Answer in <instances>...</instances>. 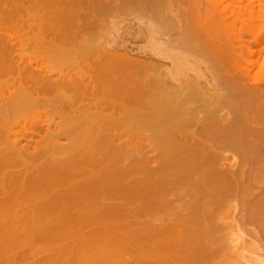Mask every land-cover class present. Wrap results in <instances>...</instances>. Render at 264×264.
Masks as SVG:
<instances>
[{"label": "bare ground", "instance_id": "1", "mask_svg": "<svg viewBox=\"0 0 264 264\" xmlns=\"http://www.w3.org/2000/svg\"><path fill=\"white\" fill-rule=\"evenodd\" d=\"M39 1L11 0L5 20L0 15V264H214L223 234L235 232L231 221L219 226L214 220L223 192L227 198L238 187L224 165L243 162L264 173V79H258L264 10L255 11L253 0H166L195 31L182 25L194 33L185 41L178 27L163 22L157 30L171 32L164 27L163 36L183 41L166 44L156 32L152 55L167 72L141 81L143 62L104 48L57 49V39L64 38L58 31L68 17L92 18L88 26L97 33L102 16L114 14L110 4L144 0H90L87 6L85 0L76 7L68 0ZM32 2L40 11L31 13ZM237 6L246 12L237 13ZM57 58L67 61L68 72L57 68ZM201 64L208 65L205 77ZM255 68L262 70L251 78ZM57 116V132L47 130ZM62 137L68 146L60 145ZM41 158L52 160L38 163ZM261 207L248 208L247 219L264 215ZM39 252L56 255L36 259Z\"/></svg>", "mask_w": 264, "mask_h": 264}, {"label": "rangeland", "instance_id": "2", "mask_svg": "<svg viewBox=\"0 0 264 264\" xmlns=\"http://www.w3.org/2000/svg\"><path fill=\"white\" fill-rule=\"evenodd\" d=\"M58 1V0H57ZM69 1V2H68ZM67 1V3H70V2H73L72 4H74V3H76V2H81L82 4H83V6L85 5V3H86V6L88 5V4H91V1L90 0H68ZM84 1H85V3H84ZM151 1V0H150ZM150 1L149 0H144V1H142V3L141 4H138L139 6L140 5H143L144 6V3H145V6L144 7H140L139 9H137L138 8V5L137 4H132V5H130L129 4V2H126V3H122V2H117V4L116 3H113L112 5L114 6V8H112V5L110 6H108V7H110V8H112L113 10H111L110 8L108 9V11H113L112 12V14L113 15H111L110 13V15H111V18L113 19V21H111L112 19L109 17L108 18V16L107 15H104V16H106V17H104V16H102V18L100 19V21H98V23L100 24V25H102V29L101 30H99V31H97V33L95 32V30L93 31V29L91 28L90 29V27H91V25L93 24V21H91L92 20V18L90 19V20H88L90 17H82L81 19H80V21H79V19H77L78 21H75L76 20V18H66V20L63 22V24H61L60 26L62 27V31L60 30V31H58V32H60L62 35H64V38L62 39L61 37H60V39L63 41L64 40V42H62L59 38L57 39V44L59 43V45L57 46V49H61V50H63V48H64V50H71V48H72V50H74V49H81V48H83V46H84V48L83 49H88V50H95V49H98V48H104V49H106V50H108L109 52H117V53H119V54H127L128 56H130L131 58H133V59H135V60H137V61H140L141 63L143 62H146V63H142V71H139V73L137 74V79H139V80H143V81H150L151 80V78H152V76H154L155 75V73H156V70L158 71V70H161V72L162 73H165V72H167V69L164 67H162L161 68V64H163L160 60H157L156 58L154 59L153 57V52L151 51L152 49L151 48H153V49H155L156 48V46L158 47L159 46V44L157 45V43H158V41H160L158 38H157V36H156V32L157 33H162L163 34V28L165 27V31H167V32H169L170 30L169 29H166L167 27H168V25H170V26H174V28H176V27H178V29L176 30V29H174V28H172V27H170V29L172 28V29H174V31L176 30L177 32V34L178 35H180L181 37H183V38H185V39H183V38H180V36L179 37H175V38H178V40H179V42H180V40H185L186 41V39L187 38H190L191 37V35H193V34H191V35H189V33L191 32H189V33H186L187 31H189V30H194V27L192 28V29H190L191 27H192V24L191 25H189L190 24V20H189V18H186V16L184 17L183 15L181 16V14L179 15V13L176 11V10H174V11H176V12H174L173 10H169V9H167V1L165 2V3H163V1L161 2V0H159L160 1V4H162L161 6H160V4H158V5H156L157 6V8L155 9V6H154V4H156V3H154V1H158V0H154V1H151V5H153V6H151L150 5ZM186 1V0H185ZM203 1V0H202ZM247 1H249V0H245V3H247ZM250 1H252V0H250ZM8 3V4H5V3ZM11 3V0H0V15L1 14H3V12H4V10H7V9H10L8 6H9V4ZM37 2V1H36ZM35 2V3H36ZM38 2H40L39 0H38ZM146 2H148L149 3V5L151 6H149L148 4H146ZM154 4H153V3ZM253 2H254V6L256 5V8H255V11H257V12H260V11H262L263 12V10H264V5H262V6H260V5H258V3L260 4V2H259V0H253ZM33 3V2H32ZM35 3H33L32 5H28V3H26V5H28V8L30 9V11L32 10H37V8H38V6H37V4H35ZM88 3V4H87ZM158 3V2H157ZM229 4V2H226V6ZM257 3V4H256ZM264 3V2H263ZM71 4V5H72ZM120 4V5H119ZM172 4L173 3H171V6H172ZM34 5V6H33ZM41 5V4H40ZM70 5V4H69ZM68 5V6H69ZM75 5V7L77 6L76 4H74ZM135 5V6H134ZM136 5H137V8H136ZM148 5V6H147ZM163 6H165V7H163ZM225 6V5H224ZM236 6V5H235ZM34 7V8H33ZM37 7V8H36ZM71 7H73V5L71 6ZM145 7H147V9H145ZM148 7H149V9H148ZM161 9H160V8ZM6 8V9H5ZM33 8V9H32ZM42 8V6L41 7H39L38 8V10L39 9H41ZM69 8H70V6H69ZM151 8V9H150ZM153 8V9H152ZM168 8H169V6H168ZM233 8V7H232ZM235 8V10L236 11H238L239 10V6H237V7H234ZM263 8V9H262ZM72 9V8H71ZM135 9V10H134ZM161 11H160V10ZM163 9V10H162ZM172 9H175L173 6H172ZM114 10H115V12H114ZM137 10H138V12H137ZM143 10V11H142ZM145 10V11H144ZM149 10H152L153 12H151V13H148L149 12ZM159 10V11H158ZM241 10H243V11H241ZM240 10V12H244L245 10H244V8L243 9H241ZM3 11V12H2ZM8 11V10H7ZM31 11V13H33ZM40 11V10H39ZM128 11H131V13L129 12V14H128ZM140 11V12H139ZM147 11V12H146ZM154 11H155V13H154ZM173 12V14H170V13H172ZM132 12H134V13H132ZM141 12H143V13H141ZM145 12V13H144ZM158 12V13H157ZM160 12V13H159ZM164 13V16H165V18L162 16V15H159V14H163ZM166 12H168L167 14H168V17L170 16V15H172V16H170L168 19L166 18L167 16H166ZM239 11L237 12V13H240ZM246 12V11H245ZM244 12V13H245ZM6 13H8V12H4V14H3V17L1 16V18H3L4 20H5V18H6ZM10 13H11V10L9 11V14H7V17L9 18L11 15H10ZM26 13V12H25ZM116 13V14H115ZM139 13H140V15H139ZM178 13V14H177ZM108 14V15H109ZM153 14V15H152ZM155 14V15H154ZM157 14H158V16H157ZM184 14V13H183ZM9 15V16H8ZM12 15H13V12H12ZM26 15H28V13L27 14H25V17H29V16H26ZM138 15V16H137ZM181 16V18L182 19H184L185 20V23L183 24L182 22H180V19H179V16ZM14 16V15H13ZM13 16H11V17H13ZM44 16V15H43ZM153 16V17H152ZM155 16V17H154ZM175 16V17H174ZM176 16H178V19H177V17ZM5 17V18H4ZM45 17V16H44ZM172 17V18H171ZM6 19V20H12V22L14 23V18L12 19V18H10V19ZM163 18L165 19V21L163 20ZM170 18H171V21H173V22H171L170 21ZM175 20H177V22H176V24H174L175 23V21H174V19ZM193 18V17H192ZM192 18H191V20H192ZM28 20H29V18H27ZM72 19V20H71ZM106 19V20H105ZM167 19V20H166ZM211 20V19H210ZM67 21V22H66ZM69 21V22H68ZM72 21V22H71ZM168 22V24H167V22ZM170 21V22H169ZM186 21H189V22H186ZM36 22H38V24L40 23L39 21H36ZM77 22L80 24V23H82L81 24V29L82 28H84V29H79L78 30V26H76V24H77ZM92 22V23H91ZM112 22V23H111ZM161 22V23H160ZM165 23L166 22V26H164L161 30L159 29V30H157L158 28H161L160 26H161V24L162 23ZM193 22V21H192ZM26 23H27V21H26ZM42 23V22H41ZM73 23V24H72ZM75 23V24H74ZM88 23L89 24H91V25H89L88 26ZM109 23H110V25H109ZM171 23H173L172 25H171ZM178 23V24H177ZM180 23H182L181 25H180ZM186 23H189V24H186ZM194 23H198V22H194ZM263 23V22H262ZM261 23V24H262ZM189 25V26H184V25ZM74 25V26H73ZM177 25V26H176ZM182 25L184 26V27H189V28H187V29H189V30H186V32H185V30H184V28L182 27ZM264 23L262 24V26H261V35L262 36H264ZM64 26V27H63ZM105 26V27H104ZM180 26V27H179ZM195 26V25H194ZM197 26V25H196ZM72 27V28H71ZM75 27H76V29H75ZM168 27V28H169ZM67 28V29H66ZM69 28V29H68ZM182 28V29H181ZM203 28V27H202ZM201 28V31L203 30L204 31V28L202 29ZM24 29H26L27 31H28V29L27 28H24ZM171 29V30H172ZM179 29H181V30H179ZM196 29V28H195ZM64 30V31H63ZM81 30V31H80ZM92 30V31H91ZM192 30V31H193ZM26 31V32H27ZM31 31V30H30ZM30 31H29V34H30ZM32 31H34V32H32V33H36L35 31V29L33 30L32 29ZM102 31V32H101ZM160 31V32H159ZM172 32V34H175V32ZM195 31V30H194ZM197 31V30H196ZM69 32H70V34H69ZM92 32V33H91ZM154 32V33H153ZM64 33V34H63ZM67 33V34H66ZM76 33V34H75ZM81 33H82V35H81ZM160 33V34H161ZM165 33V32H164ZM169 33H171V32H169ZM169 33H168V38L170 39L171 38V42H170V44L172 45V42H173V39L175 40V38H174V36H173V38H172V36H170L169 35ZM95 36H94V35ZM161 34V35H162ZM166 34V33H165ZM165 34H163V35H165ZM61 35V36H62ZM72 35V36H71ZM93 35V36H92ZM162 35V37L160 36V38H161V41L163 42L164 41V43H166L167 44V42H165V41H168L169 39L168 38H166L167 37V35H166V37L165 36H163ZM176 35V34H175ZM66 36V37H65ZM68 36V37H67ZM92 36V37H91ZM170 36V37H169ZM91 37V38H90ZM68 38H70V39H68ZM157 39V40H156ZM19 40V39H18ZM67 40V41H66ZM87 42H86V41ZM99 40V41H98ZM182 40V41H183ZM71 41V42H70ZM73 41H74V43H73ZM76 41H78V42H76ZM89 41V42H88ZM170 41V40H169ZM169 41H168V44H169ZM176 41L177 40H175L173 43H176ZM19 42H21V41H17V45L18 46H21V44L19 45ZM93 42V43H92ZM156 42V43H155ZM72 43V44H71ZM83 43V44H82ZM183 43V42H182ZM74 44V45H73ZM96 44V45H95ZM156 44V45H155ZM177 44V43H176ZM178 44H181V43H178ZM63 45V46H62ZM66 45V46H65ZM83 45V46H82ZM155 45V48L153 47ZM41 47H43L42 45H40ZM39 46V47H40ZM81 46V47H80ZM87 46H89V47H87ZM253 46H255V44H252V47ZM59 47V48H58ZM62 47V48H61ZM71 47V48H70ZM73 47H74V49H73ZM76 47V48H75ZM65 48H67V49H65ZM93 48V49H92ZM254 48V47H253ZM151 51V52H150ZM59 57H60V55H58ZM148 56V57H147ZM151 57V58H150ZM61 58H63V56H61ZM58 59V58H57ZM64 60H65V58H63ZM63 59H58V63L56 62V66H57V64H59L58 66H57V68L59 67L60 69L62 68V69H64L65 71H67L68 72V68H66L67 67V61H64V62H62V60ZM61 61V62H60ZM60 62V63H59ZM65 62H66V64H65ZM150 64V66H149V64ZM155 63V64H154ZM147 64H148V66H147ZM157 64V65H156ZM160 64V65H159ZM143 65H144V67H143ZM203 65V66H202ZM159 66V67H158ZM164 66V65H163ZM206 66V67H205ZM150 67V68H149ZM199 67L201 68L202 67V69H198L199 71H200V73H202V70H203V73L202 74H200V75H204V77L205 76H207L208 75V72H209V69H207V67H208V65H206V64H201V65H199ZM205 67V68H204ZM159 68V69H158ZM147 69V70H146ZM149 69V70H148ZM155 69V70H154ZM264 69V68H263ZM144 70V71H143ZM146 70V71H145ZM206 70H208L207 72H206ZM255 70V71H254ZM253 70V73L251 74V78L254 76V78H255V76H256V71H257V73H258V71H261L262 69H259V68H255ZM152 71V72H151ZM262 71H264V70H262ZM262 71L260 72L262 75H260V78H259V76H258V79H264V73H262ZM141 72V73H140ZM143 73V74H142ZM192 72L189 70V71H187L186 70V74H191ZM254 74V75H253ZM192 75H195V73H192ZM56 76L57 75H55L53 78H56ZM139 76V77H138ZM247 81L248 82H252V80L250 79V80H248L247 79ZM220 114V113H219ZM42 115V114H41ZM37 116H39V115H37ZM40 117H43V118H45L44 116H40ZM45 121H46V119H44ZM44 121V123H42V125H41V127H42V132H44L45 130H46V128L48 127V123H47V121L45 122ZM54 121L55 122H51L50 123V126L47 128V130L49 129V131H50V129H51V131L53 130V131H55L56 129L58 130L59 129V123H61L60 121H62L60 118H58V116L57 117H55V119H54ZM30 122V123H29ZM53 123V124H52ZM31 121H28V127H30L31 126ZM45 128V129H44ZM55 128V129H54ZM44 130V131H43ZM46 130V131H47ZM57 130H56V132H57ZM45 131V132H46ZM40 136H38L37 137V135L36 134H34V140H36V141H38L39 142V139H41V138H39ZM39 138V139H38ZM25 142H26V140H22V143L23 144H25ZM38 142H35L34 143V145H38L37 143ZM28 143V142H27ZM68 144V140L67 139H65V137H62V139L60 140V145L61 146H66ZM68 146V145H67ZM234 152H235V150L234 151H228V152H226V155L227 156H231L232 154H234ZM47 158H41V160L38 162V163H43L45 160H46ZM52 159H50L49 160V158H48V161L50 162ZM47 161V160H46ZM47 161V162H48ZM227 164L226 165H224V168L225 169H227L226 171L227 172H229L232 176H233V180L234 181H237L238 182V187L236 188V193L234 194H232V191H230L231 193H229V192H227V198H225L226 196V193H225V191L222 193L224 196H223V202H222V200L220 199L221 197H222V194H221V196H219L220 198H218V200L220 199V201L218 202L217 201V207H216V209L215 210H218V211H216V217H215V222L220 226V225H223V223H225V222H230L231 221V223H232V227H233V229H234V231L235 232H233L232 231V236L230 237L231 238V243H229V245L227 244V242L226 243H223L222 244V242L224 241V239H228V240H230V238H228L227 237V232H221V234L220 235H222V233H224L223 235H225L224 237H223V239H222V242L220 243V244H217L218 246H220L219 248H220V250H219V248H218V246L216 245V255H214V257H216V258H214V257H212V261L214 262V264H264V232L262 231V229L264 230V228L263 227H258V226H262V225H260V223H257V222H255L254 220H256L257 218H258V216H260L259 218H258V222H259V219L261 218H264V215L263 214H260L261 212V210H262V212L264 211V179H262L263 177H264V173L262 174V175H260L261 173H258L257 171H255L254 172V170H253V167L252 166H248L247 164H245V165H242V163H241V165H239L240 164V162H237V163H239L238 164V166H237V164L236 163H234L233 165H232V161L230 160V161H227L226 162ZM244 164V163H243ZM239 166H243V167H239ZM235 167V168H234ZM236 167H239V169H241V170H237L236 169ZM237 170V172H236V170ZM233 170V171H232ZM245 170V171H244ZM253 170V171H252ZM101 171V170H100ZM249 171L251 172L250 174H249ZM232 172H233V174H232ZM236 172V176H234V173ZM245 172V173H244ZM254 172V173H253ZM228 173V174H229ZM237 173H239V174H237ZM94 174V173H93ZM248 174V175H247ZM149 174H147L146 173V175H140L139 177H141V178H144V177H146V176H148ZM163 176H165V177H173L172 175H163ZM243 176H244V178H243ZM263 176V177H262ZM236 177H238L239 178V181H238V179L236 178ZM250 179H253V181L252 180H250ZM262 177V178H261ZM255 178H257V179H255ZM249 179V180H248ZM259 179V180H258ZM248 180V181H247ZM241 181H244V183H242ZM248 184H247V183ZM246 183V184H245ZM242 184H243V186H242ZM240 185L242 186L241 188L242 189H240ZM249 187V189H248V187ZM234 189V188H233ZM251 189V190H250ZM243 191V192H242ZM233 192H234V190H233ZM230 194H232L231 196H230ZM230 196V197H229ZM234 196V197H233ZM254 196V197H253ZM261 196V197H260ZM253 197V198H252ZM247 200V201H246ZM222 202V203H221ZM254 202V203H253ZM262 203V204H261ZM223 204V205H222ZM253 204H254V206H253ZM256 204H258L259 206H257ZM257 208H256V207ZM262 206V207H261ZM136 207V206H135ZM220 207V208H219ZM252 207H254L255 209H259L258 207H261L260 208V211L258 210L257 212H260V213H258V215L255 213V214H253L254 216L255 215H257V217L255 216V218H253V220L252 221H249L248 219H247V217H246V215L247 214H249V212H250V210L249 209H251ZM130 208H132V206H130ZM219 208V209H218ZM249 208V209H248ZM253 208V209H254ZM248 209V213L246 212V210ZM254 209V210H255ZM253 210V211H254ZM252 211V210H251ZM256 211V210H255ZM218 213H220V214H218ZM251 213V212H250ZM227 215V216H226ZM249 215H252V213L251 214H249ZM217 217H219V219L217 218ZM222 219H221V218ZM252 217V216H251ZM237 219V220H234V219ZM218 221V222H217ZM262 222H264L263 220H262ZM264 225V224H263ZM237 227H239V229L237 228ZM261 228V229H260ZM240 233V234H239ZM230 236V235H229ZM226 241V240H225ZM234 241V242H233ZM41 244V246H44L43 244H45V243H38L37 245H40ZM50 244V243H49ZM222 244V245H221ZM46 245H48V244H46ZM45 245V246H46ZM51 245V244H50ZM50 245H48V246H50ZM222 250V251H221ZM221 251V252H220ZM217 252H219V253H217ZM37 254H39L38 256L39 257H35L36 259L37 258H40L41 260L44 258V260H46V258H47V256H48V258H49V256L50 257H54V255H56V252L55 253H53V252H50V253H42V252H39V253H37ZM44 254V255H43ZM141 255V254H140ZM139 255V256H140ZM225 255V256H224ZM46 257V258H45ZM126 257L128 258V259H132V258H135L136 257V255L134 256V255H132V254H128V255H126ZM47 258V259H48ZM43 260V261H44Z\"/></svg>", "mask_w": 264, "mask_h": 264}]
</instances>
